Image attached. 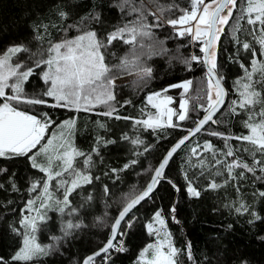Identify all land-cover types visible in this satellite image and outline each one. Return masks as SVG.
Listing matches in <instances>:
<instances>
[{
    "label": "trees",
    "instance_id": "trees-1",
    "mask_svg": "<svg viewBox=\"0 0 264 264\" xmlns=\"http://www.w3.org/2000/svg\"><path fill=\"white\" fill-rule=\"evenodd\" d=\"M197 7L196 0H0V55L17 46L15 59L32 65L64 33L92 32L107 79L129 77L111 87L106 107L92 109L55 101L42 66L30 68L15 99L2 93L0 109L45 126L38 139L72 122L73 166L83 159L86 178L38 225L43 250L30 260L13 259L24 207L32 196L33 207L38 202L32 182H44V174L23 149L0 150V264H81L108 238L125 206L118 208L117 200L132 189L129 200L136 196L147 171L208 109L209 79L202 61L193 59L202 52L173 30ZM214 44L210 67L227 93L223 108L122 223L120 248L114 242L89 264H142L153 254L147 246L157 243L152 228L162 227L174 264H264V0H234ZM157 98L168 100L169 126L148 123L159 119Z\"/></svg>",
    "mask_w": 264,
    "mask_h": 264
},
{
    "label": "rangeland",
    "instance_id": "rangeland-1",
    "mask_svg": "<svg viewBox=\"0 0 264 264\" xmlns=\"http://www.w3.org/2000/svg\"><path fill=\"white\" fill-rule=\"evenodd\" d=\"M218 1L210 0L200 12L195 9L173 24V30L182 35L183 31L180 27L185 26L188 22H195L192 30L193 35L192 38H189V42L192 46L193 42H197L198 51L202 52L203 50L208 34V20ZM233 3L234 0H229L219 13L215 23L216 36L220 35L223 25L232 11ZM187 30L190 32V29ZM214 43L211 44L208 52L209 66L212 65L214 58ZM19 51L20 47L12 46L5 49L0 55V96L6 91L9 97L15 99L18 96L22 79L33 65L42 66V79L50 85V91L55 96L54 100L63 99L73 104L75 109H92L94 106L106 107L111 97V87L129 79V77L107 79L99 43L92 32L76 31L74 36L64 33L43 50L40 56L35 55L33 61L30 62L32 65H21L20 61L15 59ZM193 59L198 61V57H193ZM141 75L143 74H135L130 78ZM207 81L211 93L210 106V103L216 100L217 92L212 82ZM167 103V99H156L159 119L148 121L149 125H170L171 112ZM5 110L4 106L0 109V150L18 151L23 149L22 152L28 153L31 166L44 174V182L39 183L36 180L32 182L31 191L37 195L38 202L33 207L32 196L24 207L21 246L12 257L18 260H30L43 250L38 241V225L45 223L49 213L62 208L67 202L68 193L86 178L84 160L77 159L75 167L73 166L75 154L72 150L74 141L71 133L72 122L62 121L49 132V135L38 139L45 133L44 125L35 128L33 118L15 111ZM162 117L163 120H160ZM52 167H54L53 170ZM147 173L151 174L149 171ZM133 193L134 189L121 196L117 200L116 206L120 208L126 205ZM52 201L58 203V208L51 206ZM129 223V221L126 223V228ZM158 225L159 227L163 226V222L158 221ZM152 229L158 235L157 243L147 246L152 247L153 254L144 258L142 264H174L171 258L172 250L166 239L161 242V238L166 236L162 230L163 227ZM119 235L121 238L122 232ZM142 252L139 254L140 259Z\"/></svg>",
    "mask_w": 264,
    "mask_h": 264
},
{
    "label": "water",
    "instance_id": "water-1",
    "mask_svg": "<svg viewBox=\"0 0 264 264\" xmlns=\"http://www.w3.org/2000/svg\"><path fill=\"white\" fill-rule=\"evenodd\" d=\"M229 0H219L216 7L210 14L208 20V34L206 37V41L204 43V47L202 50V64L205 71L207 78L212 82L214 87L216 88L217 97L213 103H210L208 109L200 116V118L193 124L191 128L186 130L179 138H177L165 151L163 156L161 157L160 161L154 168L151 173V176L145 185V187L136 195L134 196L124 207L123 209L117 214L116 218L114 219L112 226L110 228V232L108 238L104 242V244L98 248L97 250L93 251L92 253L88 254L81 262V264H89L93 260L99 258L106 252H108L116 238L118 236L119 229L125 219L129 216L131 212H133L136 208H138L147 198L151 196L154 191L156 184L161 180L160 176L171 160L174 158L176 153L183 148L188 142H190L195 136H197L220 112L223 108L227 93L225 88L223 87L221 80L217 77V75L213 72L211 67L208 64V52L210 46L213 42H216L218 36L215 35V23L219 13L225 7ZM230 159V165L233 167H237L235 162L231 161L229 155H227Z\"/></svg>",
    "mask_w": 264,
    "mask_h": 264
},
{
    "label": "built area",
    "instance_id": "built-area-1",
    "mask_svg": "<svg viewBox=\"0 0 264 264\" xmlns=\"http://www.w3.org/2000/svg\"><path fill=\"white\" fill-rule=\"evenodd\" d=\"M196 3L198 5V7L196 9H198L199 12H200V10H202V8L204 7V5L207 3V0H196ZM194 24H195L194 21L193 22H188L185 26L180 27V29L183 31L182 32V35L183 36H188V38H192V35H193L192 30L194 28ZM187 29H190V32ZM197 60L198 61H202V57H198ZM116 241H117V243H116V246L115 247L117 249H119L120 246H121V244H122V242L120 240H118V239Z\"/></svg>",
    "mask_w": 264,
    "mask_h": 264
},
{
    "label": "crops",
    "instance_id": "crops-1",
    "mask_svg": "<svg viewBox=\"0 0 264 264\" xmlns=\"http://www.w3.org/2000/svg\"><path fill=\"white\" fill-rule=\"evenodd\" d=\"M19 138H21V139H22V137H19ZM18 151H20V150H18Z\"/></svg>",
    "mask_w": 264,
    "mask_h": 264
}]
</instances>
